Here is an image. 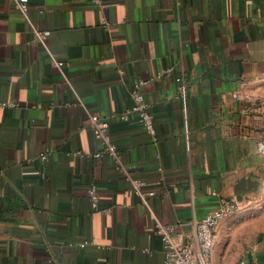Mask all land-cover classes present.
Listing matches in <instances>:
<instances>
[{
  "label": "crops",
  "instance_id": "0c3cea01",
  "mask_svg": "<svg viewBox=\"0 0 264 264\" xmlns=\"http://www.w3.org/2000/svg\"><path fill=\"white\" fill-rule=\"evenodd\" d=\"M1 103L0 264H164L157 224L262 189L264 0H0ZM252 237L223 222L213 264H264Z\"/></svg>",
  "mask_w": 264,
  "mask_h": 264
},
{
  "label": "built area",
  "instance_id": "2783aa9c",
  "mask_svg": "<svg viewBox=\"0 0 264 264\" xmlns=\"http://www.w3.org/2000/svg\"><path fill=\"white\" fill-rule=\"evenodd\" d=\"M16 8L22 12L27 11L29 0H14ZM104 0H91V4L95 7H101ZM140 82L135 85L132 91V97L136 103L133 112L137 113L142 128L151 136L153 142L157 141L156 124L153 115L145 111L144 98L141 92ZM2 108H15V103H1ZM89 128L92 130L95 138L102 146V152L108 153L116 161H119L120 154L116 147L108 140L110 125L107 119L92 114L89 120ZM97 154L96 156H100ZM47 153H42L40 159L45 161ZM92 200L93 209L98 208V198L96 189L89 191ZM214 196H217L214 194ZM216 208L199 220L195 224L193 232L186 234L182 241H178L176 237V227L173 225L157 224L155 228V236L161 241L164 252V264H213V256L215 250L216 233L220 225L228 220L233 219L242 209L243 205L234 199H226L217 196ZM89 243H82L83 248Z\"/></svg>",
  "mask_w": 264,
  "mask_h": 264
},
{
  "label": "rangeland",
  "instance_id": "374dc122",
  "mask_svg": "<svg viewBox=\"0 0 264 264\" xmlns=\"http://www.w3.org/2000/svg\"><path fill=\"white\" fill-rule=\"evenodd\" d=\"M262 150L264 161V138L262 139ZM261 174L262 189L259 196L243 205L241 211L231 219L232 227L246 229L253 235L252 239L254 241L255 237L257 238L261 234H264V165Z\"/></svg>",
  "mask_w": 264,
  "mask_h": 264
}]
</instances>
